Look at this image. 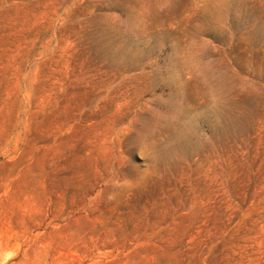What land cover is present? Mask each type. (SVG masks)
<instances>
[{
    "label": "rangeland",
    "instance_id": "374dc122",
    "mask_svg": "<svg viewBox=\"0 0 264 264\" xmlns=\"http://www.w3.org/2000/svg\"><path fill=\"white\" fill-rule=\"evenodd\" d=\"M0 264H264V0H0Z\"/></svg>",
    "mask_w": 264,
    "mask_h": 264
}]
</instances>
